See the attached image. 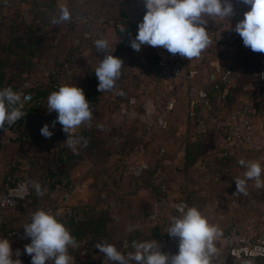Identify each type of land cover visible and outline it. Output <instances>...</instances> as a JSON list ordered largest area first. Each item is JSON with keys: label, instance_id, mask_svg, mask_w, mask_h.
Here are the masks:
<instances>
[{"label": "crops", "instance_id": "obj_1", "mask_svg": "<svg viewBox=\"0 0 264 264\" xmlns=\"http://www.w3.org/2000/svg\"><path fill=\"white\" fill-rule=\"evenodd\" d=\"M6 1L10 5L8 14L18 10L24 14L27 22H33L36 14L30 2ZM231 2L235 13L232 17L208 18L206 30L211 43L201 56L191 60L184 57L188 68L199 70L195 81L197 87L206 86L209 72L231 67L228 103L224 105L211 98L210 110L199 109L191 119L187 115L189 98L184 77L171 81L156 77L154 52L163 47L145 44L140 51H135L130 46V40L137 35L138 24L146 13L144 0H53L56 12L61 8H68L71 14L100 12L107 18L122 22V30L107 27L105 38L109 41L110 50L115 49L112 54L123 60V67L116 86L100 93L95 68L104 54L98 52L93 43L91 48L79 49V56L71 70L59 81L58 89L64 84H76L83 88L85 95L95 91L94 100L90 103L93 112L91 126L82 125L77 134L87 139L86 147L81 144L78 151L73 152L65 144H60L57 137L45 138L43 135L38 143L31 144L12 139L9 129L0 137V175L13 173L18 155L23 152L29 158L30 168L21 172V176L27 181L39 182L43 192L38 196L30 185L32 194L20 205V215L14 217L9 212L6 215L0 238L10 240L14 260L32 264L31 256L24 251L31 238L25 235L23 225L28 224L32 214L41 208L63 216L66 207L84 206L85 214L99 215L105 219L101 243L106 241L121 250L122 241L126 240L134 252L131 246L133 241L153 239L162 252L174 255L179 250V241L166 244L161 237L168 228L175 203L185 196L188 206L200 209L222 229V235L216 241L218 253L215 264H229L223 243V234L228 225L246 229L252 235L264 234V188L257 189L255 182L249 180L246 194H239L235 183V178H242L246 171L238 163L240 159L259 161L264 165V82H255L256 70L264 64V53L242 55L237 50L214 45L210 36L213 23L225 22L235 28L236 23L244 18V13L250 10V6L243 4L242 0ZM79 35L80 28L77 26L66 23L56 26L48 35V47L34 58L35 63L26 79L39 81L41 88L48 89L51 81L42 77L43 70L55 67L57 61L67 55L73 40ZM11 84L17 83L12 81ZM172 95L178 99L168 117L170 129L173 126L175 131L173 135H169L167 130L147 129L139 121L127 125L117 114L118 106L129 97L151 99L160 107ZM240 100L250 103V119L257 135L263 139L261 149L253 151L237 146L228 157H222L220 149L224 122L230 108ZM209 116L217 120L209 121ZM203 121L207 123L208 131L200 133L198 125ZM186 142H199L201 145L198 156L188 169L184 167ZM58 148L66 149L72 158L66 168L55 176L54 187L48 188L42 178L48 171H55L53 157ZM138 160H144L149 165V169L140 176L134 175L131 169V165ZM159 182L166 183L168 190L160 218L152 222L148 215L152 202L158 197ZM78 249L82 251L84 247L76 244L69 248L70 251ZM17 250L21 253L18 257ZM93 256L96 260L101 258V263L105 258V264H113L99 250ZM46 264H52V261H46ZM131 264L136 262L132 261Z\"/></svg>", "mask_w": 264, "mask_h": 264}, {"label": "clouds", "instance_id": "obj_2", "mask_svg": "<svg viewBox=\"0 0 264 264\" xmlns=\"http://www.w3.org/2000/svg\"><path fill=\"white\" fill-rule=\"evenodd\" d=\"M250 6L244 13V18L238 21L234 31L239 34L246 47L253 52L264 53V0H242ZM146 13L138 24V33L130 40V46L140 51L142 45L163 47L169 53L191 60L199 58L211 43L206 30L208 18L215 20L232 17L234 7L231 0H144ZM71 19L68 8H61L59 15L53 18V24L67 22ZM98 52L103 53L95 68L98 79L97 90L101 92L112 90L121 76L123 60L113 55L109 41L100 38L95 41ZM29 95L14 91L11 87L0 89V129L12 126L26 116L25 102ZM47 110L56 112L58 122L62 126L67 139L66 147L73 152L78 146H87V139L76 135L84 124L91 126L93 119L90 102L86 99L83 88L76 84H64L53 91L47 98ZM45 138L54 134L46 123L40 129ZM238 163L246 169L243 177L235 178L237 193L246 194L247 181L255 182L257 189L264 188V165L259 161L240 159ZM27 184L35 188L38 196L43 195L41 185L36 181ZM27 191L26 186L23 189ZM179 216L171 219L167 232L172 237L179 238L177 254L162 252L156 240L132 242L134 252L123 254L115 245L108 242L97 243L95 247L112 261L113 264H215L218 253L216 241L222 235L218 224L195 206L185 203L176 205ZM25 235L31 238V243L25 245L24 251L31 256L32 264H74V258L69 254V248L76 245V239L71 231L51 210L43 208L36 210L28 224L23 225ZM132 230L131 228L129 229ZM17 250L16 256L20 255ZM10 240L0 238V264H22L20 259H13Z\"/></svg>", "mask_w": 264, "mask_h": 264}, {"label": "built area", "instance_id": "obj_3", "mask_svg": "<svg viewBox=\"0 0 264 264\" xmlns=\"http://www.w3.org/2000/svg\"><path fill=\"white\" fill-rule=\"evenodd\" d=\"M58 15L59 12L43 7L33 18L36 35L41 38L47 37L56 26L62 23L80 28V35L73 40V45L67 55L58 60L55 67L44 69L42 72V77L50 79V86H53L52 92L58 89L59 81L64 79L66 73L71 70L73 63L79 56V49L81 47L91 48L97 39L105 38L106 29L109 26H113L118 30L123 29L122 22L107 18L100 12L83 11L72 13L69 21L53 24V18ZM234 29L229 27L225 22L213 23L210 28V36L214 45L237 50L242 55L252 54L253 51L250 47L244 46L242 38ZM154 57L155 74L158 79L171 81L184 77L186 80L187 96L189 98L187 115L189 118H194L199 109L210 110L211 98H216L224 105L228 103L232 78L231 67L226 66L220 71L209 72L206 86L197 87L195 81L199 75V70L195 67L188 68L184 57L179 54L173 55L164 48L156 49ZM23 76L24 80L16 89V92L21 93L22 96L29 95L31 97L29 101L25 102L24 111L26 113L28 106L34 102L30 89L40 85V83L39 81L31 82L29 79H26L29 76L28 73H25ZM255 82H264V64H261L256 70ZM177 101V96L172 95L166 99L162 106L158 107L151 99H140L132 96L118 106L117 114L127 125L139 121L147 129L156 128L165 131L170 128L168 117L174 111ZM37 105L41 106L43 114L48 113L43 107L44 101H37ZM249 114L250 103L247 100H240L239 103L228 111L226 121L224 122L223 143L220 149L222 157H228L232 149L237 146L247 147L253 151L261 149L263 139L257 135ZM216 120V117L209 116V121L215 122ZM52 122V120L46 117L38 127L42 128L47 123L50 130L54 133L53 135L59 133V136H57L59 143L64 145L63 141L67 136L62 130V126L57 122L53 128ZM198 129L200 133H205L207 131V123L201 122L198 125ZM79 131L80 128L77 130L76 135ZM10 137L18 139L19 134L16 131H10ZM29 168V158L22 152L19 153L15 163V171L4 176L0 175V227L6 223L8 212L14 217L20 215V205L30 196V185L27 184V179L20 174ZM131 169L134 175L140 176L145 170L149 169V165L144 160H138L131 165ZM25 186L27 188L26 192L23 190ZM167 190L168 186L166 183L159 182L158 197L152 202L148 215L150 221L157 222L159 220L161 209L165 204L164 196ZM62 200L64 199L62 198ZM61 202L60 200L59 204ZM180 203L188 205L187 198L182 196L175 203L174 213L170 218L168 227L170 226L172 217L180 215L176 209V205ZM71 213V208L66 207L63 216H70ZM161 241L166 244H175L179 241V238L170 236L166 230L165 234L161 237ZM223 243L226 255L233 264H253L264 260V234L252 235L246 229L230 224L223 234ZM88 251V249L84 248L81 253L85 255ZM120 251L126 256L132 252L126 240L122 241ZM102 262L106 263L107 260L104 258ZM74 264H86V262L83 259H79Z\"/></svg>", "mask_w": 264, "mask_h": 264}, {"label": "trees", "instance_id": "obj_4", "mask_svg": "<svg viewBox=\"0 0 264 264\" xmlns=\"http://www.w3.org/2000/svg\"><path fill=\"white\" fill-rule=\"evenodd\" d=\"M30 2L34 7V12L37 15L41 8H48L55 11L53 6V0H23ZM10 5L7 4L6 0H0V21L7 22V27L10 29V34L7 37H0V89L11 87L14 91L21 85L24 78L22 74L29 73L34 65V58L38 57V54L46 47L50 37H38L36 35V29L33 22H27L24 19V14L18 10H13L9 14L7 9ZM0 23V33H2V25ZM12 81L17 84L12 85ZM53 90L51 85L48 89L41 88L39 85L34 86L30 89L33 94L34 102L31 103L26 109V116L21 120L17 121L12 126H5L4 130L0 129V137L4 132L9 129L10 131H16L19 134L17 140L31 143L28 136V128L31 126H40L44 118H48L52 121L56 120L57 113H49L47 110V98L50 91ZM86 99L91 103L94 100L95 91L85 95ZM44 101V109L48 112L43 114V110L40 105H37V101ZM59 136V133L52 135V137ZM1 145V141H0ZM201 149L199 142H186L185 144V156H184V167L188 169L196 157L198 156ZM72 158L66 149L58 148L53 157V164L55 171H48L43 177L46 181L48 188L54 187L56 180L55 176L66 168L69 160ZM32 194V193H31ZM70 216H58V218L66 225L71 231V234L76 239V244H81L84 248L88 249V253L82 255L81 251L69 250L72 254L74 262L79 259H83L86 264H105L101 263V258H94L93 254L98 252L95 247L97 243H101V236L104 233L105 219L99 215L85 214L84 206H77L71 208ZM4 228V225L0 227V230ZM9 232V231H7ZM112 264V263H108Z\"/></svg>", "mask_w": 264, "mask_h": 264}, {"label": "water", "instance_id": "obj_5", "mask_svg": "<svg viewBox=\"0 0 264 264\" xmlns=\"http://www.w3.org/2000/svg\"><path fill=\"white\" fill-rule=\"evenodd\" d=\"M40 127L38 126H32L28 129V136L31 140V142L33 143H38L39 140L41 139L42 137V134L40 132ZM178 253V252H177ZM253 264H264V260H261V261H257Z\"/></svg>", "mask_w": 264, "mask_h": 264}, {"label": "rangeland", "instance_id": "obj_6", "mask_svg": "<svg viewBox=\"0 0 264 264\" xmlns=\"http://www.w3.org/2000/svg\"><path fill=\"white\" fill-rule=\"evenodd\" d=\"M5 21H6V20H5ZM5 21H4V22H3L2 20L0 21L1 24L4 23V24L2 25V31H1L2 33H0V37H1V38H2V37H3V38H4V37H7V35L10 34V33H9V32H10V29L7 27V24H6L7 22H5ZM0 28H1V27H0ZM228 105H229V104H228ZM170 128H171V127H170ZM170 128L167 130V131H169L168 134H169V135H173L174 132H175V131L173 130V126H172V129H170ZM207 131H208V130H207ZM163 136H164V135H163ZM229 264H233V263L231 262V260H229Z\"/></svg>", "mask_w": 264, "mask_h": 264}]
</instances>
